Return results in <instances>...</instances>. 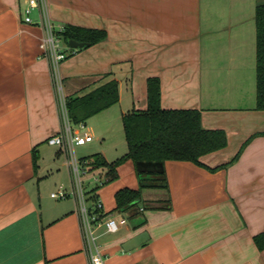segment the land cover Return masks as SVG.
<instances>
[{"label":"crops","instance_id":"crops-1","mask_svg":"<svg viewBox=\"0 0 264 264\" xmlns=\"http://www.w3.org/2000/svg\"><path fill=\"white\" fill-rule=\"evenodd\" d=\"M261 3L48 0L57 26L107 34L62 63L65 96L118 82L119 102L81 130L96 143L78 147L80 159L100 154L112 163L128 153L126 138H112L124 133L125 114L148 108L150 78L160 80L163 109L199 110L203 128L224 131L228 141L200 164L167 161L165 187L142 186L156 173H141L131 160L115 177L109 168L88 171L89 205L102 201L101 222L128 219L116 233L96 227L106 264H264V249L255 242L264 232V111L256 109ZM23 7L22 0H0V264H90L68 155L48 143L62 132L63 120L40 48L44 28L37 12L36 23H25ZM61 187L69 196L52 198ZM125 188L142 192L137 221L145 218L143 225L117 209L116 194ZM142 232L149 239L124 251Z\"/></svg>","mask_w":264,"mask_h":264},{"label":"trees","instance_id":"trees-1","mask_svg":"<svg viewBox=\"0 0 264 264\" xmlns=\"http://www.w3.org/2000/svg\"><path fill=\"white\" fill-rule=\"evenodd\" d=\"M256 109L264 111V3L256 7ZM62 40L94 45L104 41L106 32L77 26H66ZM120 100L118 82L109 81L89 93L67 98V108L74 126L85 124L91 117L103 112ZM161 86L158 78L148 80V108L133 111L123 116V128L128 144V153L109 163L102 155H92L83 161L88 171L109 168L112 177L116 169L128 160L162 163L167 161H189L200 164V158L226 147L228 141L222 130H206L202 126L199 110H167L161 107ZM236 156L233 162L238 159ZM165 180L164 171L162 173ZM140 190L122 189L116 194L117 209L129 212V219L138 226L145 223L140 218L137 201ZM260 250L264 249V232L255 236Z\"/></svg>","mask_w":264,"mask_h":264},{"label":"built area","instance_id":"built-area-1","mask_svg":"<svg viewBox=\"0 0 264 264\" xmlns=\"http://www.w3.org/2000/svg\"><path fill=\"white\" fill-rule=\"evenodd\" d=\"M22 1H24L23 21L25 23H36L34 13L37 12L39 15L37 23L44 28V36L41 40L40 48L43 56L50 63L52 75L60 96L63 129L60 134L49 138L48 143L52 146L63 148L68 155V164L72 170L74 179V188L71 194L77 199L79 204L82 231L90 250V264H106L101 246L98 243L99 237L96 234V227L104 225L106 232L116 233L122 225L128 223V219L125 216H120L119 218L109 217L107 220L101 222L102 201L97 200L93 206L89 205V198L85 187V176L88 173V169L86 163L79 158L77 149L92 142L94 138L89 133H82L81 130L84 129V124H80L77 126L78 128L73 125L69 116L67 97L64 94L61 77L62 63L74 54L76 49L67 46L62 40L61 33L65 31V27L57 26L51 19L48 0ZM99 183L102 185V182ZM68 196L69 193L62 187L51 194V197L55 199H66Z\"/></svg>","mask_w":264,"mask_h":264},{"label":"water","instance_id":"water-1","mask_svg":"<svg viewBox=\"0 0 264 264\" xmlns=\"http://www.w3.org/2000/svg\"><path fill=\"white\" fill-rule=\"evenodd\" d=\"M89 45H90L89 43L79 42L76 40L69 41V46L74 49L84 48ZM137 167L141 173H156L151 177L153 181H150L148 178H145V182L142 184V186H148V187H165L166 186L164 176L162 175L164 171V165L162 163L139 162L137 164ZM141 201H142V192H141V198L137 201V203L140 204ZM148 239H149L148 233L142 232L139 235L125 242L122 247L124 251L130 252L133 249L144 244Z\"/></svg>","mask_w":264,"mask_h":264},{"label":"rangeland","instance_id":"rangeland-1","mask_svg":"<svg viewBox=\"0 0 264 264\" xmlns=\"http://www.w3.org/2000/svg\"><path fill=\"white\" fill-rule=\"evenodd\" d=\"M118 138H119V139H123V140H125V134L122 133L121 131H119V133L116 131V132L114 133V136H113L112 140L114 139L115 143H116V142H120V141H118ZM95 143H96V141L93 142V143H89V144H87V145L85 146V148L88 149L89 147H91V146L94 145ZM124 144H125V143H124ZM78 149H79V148H78ZM87 151H88V150H87ZM119 151H120V147H119Z\"/></svg>","mask_w":264,"mask_h":264}]
</instances>
